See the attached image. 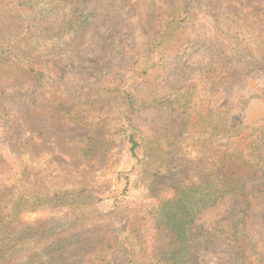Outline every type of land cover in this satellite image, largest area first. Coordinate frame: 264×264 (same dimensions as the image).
<instances>
[{
    "label": "rangeland",
    "instance_id": "374dc122",
    "mask_svg": "<svg viewBox=\"0 0 264 264\" xmlns=\"http://www.w3.org/2000/svg\"><path fill=\"white\" fill-rule=\"evenodd\" d=\"M175 2L0 0V44L25 28L43 47L31 49L35 42L22 36L14 51L30 59L29 68L0 69V77L17 81L0 88V214L23 186L38 196L77 187L118 195L96 200L88 210L45 206L23 215L20 228L35 219L43 225L31 228L32 237L46 238L1 264H47L52 254L45 245L58 240L66 246L64 258L76 256L73 264H94L86 252L98 263L118 258L131 225L150 242L156 195L192 186L203 163L214 165L215 153L231 148L228 135L195 134L185 125L193 102L209 105L219 127H264V67L253 65L264 61V0H186L180 24L170 18ZM230 10L263 20L234 21ZM251 50L255 57L247 55ZM29 109L36 111L28 116ZM133 128L165 147L167 158L150 180L133 169L131 179L141 187L123 196L116 176L131 166L124 143ZM232 204L225 198L198 213L195 228L216 234L215 243L188 264L232 260L227 241L234 235L220 227ZM252 204L236 240L254 264H264V199Z\"/></svg>",
    "mask_w": 264,
    "mask_h": 264
},
{
    "label": "trees",
    "instance_id": "16d2710c",
    "mask_svg": "<svg viewBox=\"0 0 264 264\" xmlns=\"http://www.w3.org/2000/svg\"><path fill=\"white\" fill-rule=\"evenodd\" d=\"M175 1L176 6L173 8L170 18L173 23L180 24L186 18L188 6L186 0ZM228 14L234 21L251 22L252 20L260 23L263 20L253 13L246 14L230 10ZM22 36H27L31 43L35 42L31 49L43 51V47L39 45L42 41L38 38L39 35L36 36L29 29L23 28L16 35L9 36L6 45L0 44V69L3 71L29 68L30 59L24 58L21 53L18 54L14 51ZM254 37L256 36L251 38L254 39ZM248 42L251 43V40ZM247 47L251 48L248 44ZM33 54L35 53L29 52L28 56ZM247 55L255 57L253 50ZM253 65L263 68L264 61H257ZM14 78L12 76L0 77V86H2L0 88L14 85L17 82ZM13 81L15 83H12ZM186 93L187 91L179 97V101H183ZM34 111L36 109H29L27 115L33 114ZM184 114V123L193 129V133L202 135L211 132V136H217L219 132H222L230 137L231 148L225 153H215L219 159L214 165L208 166V163H203L200 171L193 175L192 186L180 189V193L165 194V197L156 195V202L153 203L154 214L152 215L154 218L153 235L150 242L145 243L137 227L131 225L128 235L122 240V252L118 258L103 259L98 263V261H94L95 255L86 252L85 258L90 259L92 263L188 264L192 259L193 262H197L201 253L214 245L216 234L199 232L195 228V218L201 210L229 198L233 204L227 210V223L220 226L223 227L222 230H229L230 234L234 235L233 240L227 241L229 245L227 255L231 254L232 258L228 264H231L232 261L234 264H254L243 250V244L236 240V233L240 231L243 220L241 216L245 217L255 210L252 201L264 199V189H262L264 185V127L256 124L244 125L242 122H234L231 125L225 123L219 127V124L215 125V115L209 105L197 107L194 102L193 114L186 110ZM124 144L132 162L130 170L125 169L117 172L116 180L117 182L123 180L120 192L126 196L131 187H141L140 182L131 179L132 173L130 172L139 167L143 172V179L144 177L147 180L156 178L167 155L165 147H162L149 133L138 128H133L125 136ZM203 158V155L197 156V160ZM104 197L116 200L118 195L115 190L102 193L88 187H77L61 190L53 195L38 196L23 186L21 191H18L10 201L5 211L0 214V264L8 262L23 248L37 246L40 240L43 241L46 238V235H42L38 239L32 237L31 228L43 225L42 223L36 225L38 223L35 222V219L26 221L28 228L23 231L20 228L24 221L22 220L23 215L35 213L40 207L45 206H50L48 209L66 211L88 210L94 201ZM140 219V215H135V221ZM58 242L46 243L45 250L51 249L47 253L52 254L47 260V264H73L75 261L71 259H75L76 256L72 254L68 256V259L64 258L63 256H67V252H63L62 249H66V246H62V242ZM60 250L61 252L56 255L55 252Z\"/></svg>",
    "mask_w": 264,
    "mask_h": 264
}]
</instances>
